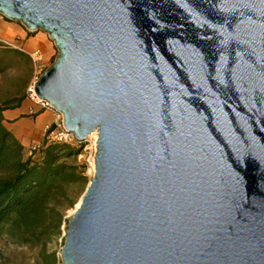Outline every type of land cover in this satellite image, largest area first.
Instances as JSON below:
<instances>
[{"label": "water", "instance_id": "95a60500", "mask_svg": "<svg viewBox=\"0 0 264 264\" xmlns=\"http://www.w3.org/2000/svg\"><path fill=\"white\" fill-rule=\"evenodd\" d=\"M57 55L33 84L94 175L63 264H264V0H0Z\"/></svg>", "mask_w": 264, "mask_h": 264}, {"label": "trees", "instance_id": "16d2710c", "mask_svg": "<svg viewBox=\"0 0 264 264\" xmlns=\"http://www.w3.org/2000/svg\"><path fill=\"white\" fill-rule=\"evenodd\" d=\"M22 99L21 95L0 101V227L7 224L17 229L23 242L43 245L60 232L63 211L75 203L71 188L87 181L86 166L65 160L81 153L78 140L62 143L48 140L46 134L38 144L37 156L27 155L2 116Z\"/></svg>", "mask_w": 264, "mask_h": 264}, {"label": "rangeland", "instance_id": "374dc122", "mask_svg": "<svg viewBox=\"0 0 264 264\" xmlns=\"http://www.w3.org/2000/svg\"><path fill=\"white\" fill-rule=\"evenodd\" d=\"M11 22L12 25L17 24L25 28L20 22ZM29 34L30 37L36 34H43L50 40L47 33L40 30L29 31ZM7 37L9 41L4 42L0 40V101L12 100L21 95L30 100V88L33 86L34 81L38 79L39 75L54 61L57 55V48L50 40L54 46L51 58H44L43 54L38 51L40 59L35 61L31 57V54L36 50H32L33 48L30 46V53L23 51L25 49L23 48L22 42L13 39V30L8 33ZM32 106L34 112L39 111V104L33 103ZM44 109L53 116H32L31 118H27L29 122L31 121V127L35 131L34 136L31 137L29 131H27L28 134L26 133L22 138L27 155H29L28 148L31 145L39 144L36 139L40 136L44 123L46 121L52 122L54 119L55 113L49 108ZM30 137L35 142L31 143ZM88 140L86 145L81 147V153L77 154L75 159H65L70 164H84L86 166L84 174L87 181L82 187H77L76 185V187L71 188L70 196L75 199V203L63 211L64 221L60 226V232L53 236L51 240H46L43 245L41 243L29 244L23 242L17 229L11 228L7 224L2 225L0 227V264H45L47 260H51L53 264H57L64 243L68 220L71 218L77 203L84 194L88 182L94 175V136H90ZM36 156L37 154L33 157Z\"/></svg>", "mask_w": 264, "mask_h": 264}, {"label": "crops", "instance_id": "0c3cea01", "mask_svg": "<svg viewBox=\"0 0 264 264\" xmlns=\"http://www.w3.org/2000/svg\"><path fill=\"white\" fill-rule=\"evenodd\" d=\"M13 30L14 31V40L22 42L23 48L25 52L30 53V46L33 48L32 50L40 51L44 58H51L53 55L54 46L52 42L43 34H36L30 37L28 35V30L19 26L17 24H13L11 20L6 19L5 17L0 15V40L1 41H9L8 40V33ZM33 103L28 98L22 99L18 106L6 109L2 112V116L4 117V125L6 128L16 137L20 143L23 145L24 149L26 147L23 144V137L29 131V135L34 136V128L31 127V121L29 122L27 118H31L32 116H53L50 115L47 110L40 106L39 111L34 112L33 110ZM26 121V122H24ZM8 123V124H7ZM51 123L45 122L42 129L40 136L36 139L37 142H41L44 137V127L46 124ZM30 127V129H29ZM28 134V133H27ZM30 137V140H31ZM35 142L33 139L30 141Z\"/></svg>", "mask_w": 264, "mask_h": 264}, {"label": "built area", "instance_id": "2783aa9c", "mask_svg": "<svg viewBox=\"0 0 264 264\" xmlns=\"http://www.w3.org/2000/svg\"><path fill=\"white\" fill-rule=\"evenodd\" d=\"M31 57L33 58V60L37 61L40 59V54L38 51H34L31 54ZM29 97H30V100L32 102L39 104L43 108H49L55 113L53 121L49 124H46L44 127V133L46 134V137L48 138V140L62 142V143H72V142L77 140L73 133L68 132L65 129V127L63 125V121H62V115L60 113H57L56 111H54L46 102L40 101L35 96L34 91H33V86L30 88ZM89 137L90 136H88V138ZM88 138L86 139L84 145H86V143L89 141ZM95 142H96V138L94 139V146L96 147ZM37 152H38V144L37 145H31L29 147L28 153H29V155L32 154V157L35 156V154H37ZM94 155H95V153H94ZM93 164H94V158H93ZM57 264H63L62 259H61V255L58 257Z\"/></svg>", "mask_w": 264, "mask_h": 264}, {"label": "bare ground", "instance_id": "6f19581e", "mask_svg": "<svg viewBox=\"0 0 264 264\" xmlns=\"http://www.w3.org/2000/svg\"><path fill=\"white\" fill-rule=\"evenodd\" d=\"M90 136H94V139L96 138V132L94 131V132H92L91 134H90ZM93 167V166H92ZM78 204H79V202L77 203V205H76V207L78 206Z\"/></svg>", "mask_w": 264, "mask_h": 264}]
</instances>
